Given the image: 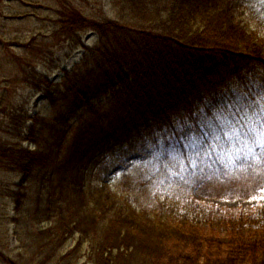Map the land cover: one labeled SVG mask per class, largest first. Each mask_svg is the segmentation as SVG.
Masks as SVG:
<instances>
[{
    "label": "trees",
    "instance_id": "trees-1",
    "mask_svg": "<svg viewBox=\"0 0 264 264\" xmlns=\"http://www.w3.org/2000/svg\"><path fill=\"white\" fill-rule=\"evenodd\" d=\"M185 1L119 0L131 10L94 23L63 8L59 23L68 38L75 40V33L87 30L99 36L82 62L92 60L93 65L74 77L77 82L66 73L68 85H61L70 101L68 124L79 110L91 114L87 126L82 125L85 138L76 133L72 145L70 164L79 161L78 175L64 172L77 203L84 201L81 183L93 179L86 172L96 153L103 157L119 146L110 150L113 160L127 145L142 159L121 198L99 187L105 213L92 208L96 197L90 194L91 205L81 214L45 230H33L43 221L34 225L29 216L12 218L19 231L17 250L24 254L13 262L0 252V261L264 264V204L237 214L206 205L218 197L235 200L226 185L241 175L254 177V196H239L242 201L264 197V0H216L217 5L227 3L225 9L207 5L203 13L200 0ZM241 8L250 12L249 25L235 18ZM34 58L37 54L24 55L20 70L32 71L28 65ZM40 85L49 87L45 80ZM2 103L0 99V133L18 138L24 117L16 114L18 107L11 112ZM8 117L9 127L3 126L1 120ZM37 122L34 118L24 136L29 144L39 143ZM52 126L58 127L55 121ZM64 128L61 141L46 143V150L41 144L36 152L4 145L0 169L21 173L18 189L36 167L54 163L70 126ZM77 145H84L81 153ZM234 172L238 174L232 176ZM210 184L225 188H205ZM14 197L17 202L22 196Z\"/></svg>",
    "mask_w": 264,
    "mask_h": 264
},
{
    "label": "rangeland",
    "instance_id": "rangeland-1",
    "mask_svg": "<svg viewBox=\"0 0 264 264\" xmlns=\"http://www.w3.org/2000/svg\"><path fill=\"white\" fill-rule=\"evenodd\" d=\"M172 1L183 5L186 3L185 0ZM65 2L68 10L77 13V17L90 23L101 21L102 16L107 20H115L123 14L125 9H130V6L122 2L119 4V0H65ZM160 2L162 6L163 2ZM63 4L64 0H0V45H3L0 46V99H3V105L13 108V110H10L11 112L16 107L22 110L24 124L28 128L32 126L34 118L39 120L36 126L34 125V134L39 140V144H41V150H46V143L61 141L63 124L56 123L58 127L52 126L55 120L63 118V115L67 113L70 106V101L66 100L64 94L61 93V82H64L66 86L69 80L77 82L74 77L82 76L83 71L93 65L92 60L88 61V65L82 63L83 59H85V50L78 48L72 51L71 45L74 42L64 40L65 34L61 32L59 19L57 18L60 11H62ZM214 4L216 5V9H225L227 5L225 2L217 5L216 0H200L198 4L200 13L207 11V5ZM40 6L50 7L51 9L50 11L41 10ZM241 9L243 15L239 14L236 17L235 14V18L238 22L249 25L250 12L244 8ZM55 11L56 13H54ZM56 20L58 22L56 27H54ZM142 20L143 18L140 21ZM97 36L94 31L81 35L80 40L84 48H91L96 45L99 38ZM33 40H36L38 44L46 46V49L41 53V47H39L37 49L41 54L39 65L37 66L32 62V66L28 67L34 68V70L28 71L29 69L27 68V75L34 78L36 85L35 91H29L25 89V86H22V83L18 85L17 82L13 81L20 80V69L16 70V66L5 59L10 57L12 59H21V54ZM86 56H88V53ZM109 60H111V57ZM78 64L80 65L77 66ZM64 71H67L70 75L69 80L63 79ZM44 78H47V81L51 82V87L39 89L40 80ZM47 93L50 94L53 100L48 97L46 98ZM95 103L98 104L99 101ZM82 115L91 118V114H88L86 110H79L73 118L78 120ZM89 117H86V119H89ZM81 121L85 122L84 119ZM83 126H87V124ZM71 128L73 129L70 131V137L73 136L76 130L73 122H71ZM79 129L82 130L78 131ZM79 129L77 130L78 139L83 140L85 138V128ZM0 143H5L7 147L19 144L23 150L28 148L36 151L34 147H29L26 142H20L19 139H13L6 135L0 137ZM68 143L58 153L59 155L54 165L46 169L36 167L31 174L32 177L19 189L16 186L20 183L21 175L0 171V226L1 222L6 226V239H4L5 243H2L0 240V250L5 248L3 251L5 255L7 254V249L13 252L11 255H14L16 253L14 249L19 244L16 235L17 225L11 223V218L29 216L34 225H36L37 221H43L42 226H34L33 230H45L60 219L69 220L71 216L77 215V212L79 210L81 212L85 207L83 202L81 204L77 203L76 197L70 189V179L65 176L64 170H58L59 163L65 161L67 168L71 172L72 165L70 164V159L72 157L73 140H70ZM124 146H126V149L121 150L122 152L117 155V158L113 162H110V150H118L119 146L110 148L104 161H102V165L99 162L100 156L96 153L92 163L88 166V173H103L104 168H106V174L92 176L93 179L90 183L85 182L83 186L87 189H92L96 185L104 186L110 194H118L122 190L124 191L125 188L123 186L131 183V177L125 176V174H130L136 166L135 158H141V154L138 151L132 152V148H129L127 145ZM4 148L1 152L2 157H5ZM80 148L83 149L84 145H81ZM84 153L83 151L82 154ZM15 160L17 161V159ZM93 168H96V170H93ZM236 174L238 173L234 172L232 176H236ZM122 175L126 179L121 178ZM253 178V176H237L233 183L226 185V187H231V198L235 200H221L224 197H218L216 200H207V207L211 209L219 208V213L237 214L238 211H247L254 206L264 204V197L243 201L239 197L250 198L254 196L252 186H250ZM205 186L209 190L215 188L221 190L225 188L224 185L216 186L210 184ZM238 188L243 189V191H237ZM15 194L22 196L19 203H16L15 198H13ZM199 204L204 205L202 203ZM0 228V236L4 238V230H2V227ZM70 244L71 246L75 245L73 240L70 241ZM61 249L62 251L65 249V244ZM0 264L2 263L0 262Z\"/></svg>",
    "mask_w": 264,
    "mask_h": 264
},
{
    "label": "snow or ice",
    "instance_id": "snow-or-ice-1",
    "mask_svg": "<svg viewBox=\"0 0 264 264\" xmlns=\"http://www.w3.org/2000/svg\"><path fill=\"white\" fill-rule=\"evenodd\" d=\"M233 131H235V129H233Z\"/></svg>",
    "mask_w": 264,
    "mask_h": 264
}]
</instances>
